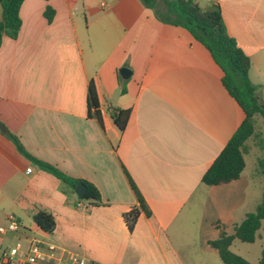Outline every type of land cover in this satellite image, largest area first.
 I'll list each match as a JSON object with an SVG mask.
<instances>
[{"label": "crops", "instance_id": "obj_1", "mask_svg": "<svg viewBox=\"0 0 264 264\" xmlns=\"http://www.w3.org/2000/svg\"><path fill=\"white\" fill-rule=\"evenodd\" d=\"M196 1L220 10L228 35L251 59L264 102V0ZM47 6L55 11L51 23ZM20 17L18 37L5 36L0 47V225L14 214L21 230L0 237V251L7 239L12 246L37 237L89 264H224L208 245L219 237L213 223L233 234L258 204L245 169L229 184L202 183L245 119L210 52L141 0H25ZM122 68L131 71L128 80ZM91 82L102 124L89 115ZM116 108L130 110L123 132L111 117ZM9 134L36 159L94 185L100 204L80 202ZM124 169L152 212L141 214L133 232L124 214L137 200ZM40 211L55 219L50 234L38 232ZM263 247L240 255L258 264Z\"/></svg>", "mask_w": 264, "mask_h": 264}, {"label": "trees", "instance_id": "obj_2", "mask_svg": "<svg viewBox=\"0 0 264 264\" xmlns=\"http://www.w3.org/2000/svg\"><path fill=\"white\" fill-rule=\"evenodd\" d=\"M143 4L153 10L157 18L167 24L182 27L189 31L211 54L215 63L222 69L224 75L222 83L229 95L235 99L245 113V119L230 139L220 156L202 177V183L206 186H220L238 180L246 167V143L251 138L259 135L256 133V116L264 118V102L258 95V86L253 84L250 78L252 68L251 59L238 46L235 39L228 35L219 9L202 8L196 0H165V9L158 6L159 0H141ZM25 0H1L2 18L0 20V47L3 38L8 36L16 39L22 27L20 17L21 6ZM55 11L47 6L44 16L49 23L53 21ZM89 115L93 110V116L102 124L100 104L94 84L91 82L88 88ZM112 120L119 131L123 132L130 117L129 109L116 108L112 111ZM15 142L18 150L35 162L42 170L54 175L63 182L70 191H74L79 182L87 186V192L80 202H89L98 205L101 195L97 188L85 181L70 177L57 167L36 159L30 155L15 135L9 134ZM264 149L263 140H260ZM258 171L264 177V158L258 160ZM124 172L129 185L137 200V205L124 214L125 223L130 232H133L141 214L150 217L152 212L146 203L142 193L133 182L128 172ZM264 221V193L261 202L253 212L246 214L244 220L234 226L233 234H228L220 222L213 223L219 230V237L208 241V245L217 250L224 264H252L247 259L234 253L231 246L234 240L252 244L257 239V232ZM35 223L44 233H52L55 229L54 217L40 211L35 216ZM258 264H264V248Z\"/></svg>", "mask_w": 264, "mask_h": 264}, {"label": "built area", "instance_id": "obj_3", "mask_svg": "<svg viewBox=\"0 0 264 264\" xmlns=\"http://www.w3.org/2000/svg\"><path fill=\"white\" fill-rule=\"evenodd\" d=\"M27 169V173L32 172ZM82 206L83 204H79ZM21 224L14 214L6 216V224L0 225V237L8 233H18ZM24 242V241H23ZM21 240L0 251V264H89L86 256L73 249L60 248L54 243L31 237Z\"/></svg>", "mask_w": 264, "mask_h": 264}, {"label": "rangeland", "instance_id": "obj_4", "mask_svg": "<svg viewBox=\"0 0 264 264\" xmlns=\"http://www.w3.org/2000/svg\"><path fill=\"white\" fill-rule=\"evenodd\" d=\"M158 6L161 10L165 9V0H159ZM256 133L258 137L251 138L246 143V168L244 172V180L250 183L253 180L254 183V206L259 204L262 200V192L264 191V177L258 171V160L264 158V149L261 147L260 140H263L264 143V118L261 115L256 116L255 121ZM264 193V192H263ZM206 198H212L214 193L205 194ZM255 210V209H254ZM35 230V228H34ZM36 231V230H35ZM37 232V231H36ZM38 232H41L38 230ZM198 240V238H193L192 240ZM10 245V239L6 240L5 247ZM264 246V221L255 244L251 245L248 243H243L240 240H236L234 244V251L239 252L240 254L246 255V251L251 248L253 252L259 253L261 248ZM4 247V248H5ZM264 248V247H263ZM238 254V253H237ZM239 254V255H240ZM248 256V255H246ZM251 260H254L253 257H250Z\"/></svg>", "mask_w": 264, "mask_h": 264}, {"label": "water", "instance_id": "obj_5", "mask_svg": "<svg viewBox=\"0 0 264 264\" xmlns=\"http://www.w3.org/2000/svg\"><path fill=\"white\" fill-rule=\"evenodd\" d=\"M119 74H120L121 78L124 79V80H128L131 77V71L128 68H122L119 71ZM0 131H2V132L6 131L4 125L1 122H0ZM86 192H87V186L83 182H79L77 184V186L75 187L76 195L80 199H82V198H84Z\"/></svg>", "mask_w": 264, "mask_h": 264}]
</instances>
